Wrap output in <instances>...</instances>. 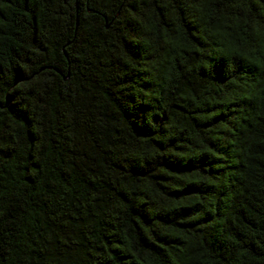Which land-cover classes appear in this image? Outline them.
<instances>
[{"label":"trees","instance_id":"trees-1","mask_svg":"<svg viewBox=\"0 0 264 264\" xmlns=\"http://www.w3.org/2000/svg\"><path fill=\"white\" fill-rule=\"evenodd\" d=\"M0 264H264V0H0Z\"/></svg>","mask_w":264,"mask_h":264}]
</instances>
